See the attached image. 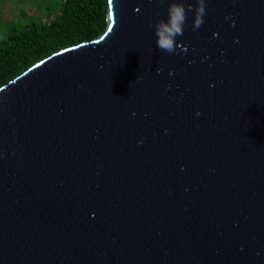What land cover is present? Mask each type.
<instances>
[{"label":"water","instance_id":"obj_1","mask_svg":"<svg viewBox=\"0 0 264 264\" xmlns=\"http://www.w3.org/2000/svg\"><path fill=\"white\" fill-rule=\"evenodd\" d=\"M108 1L0 88V264H264V0Z\"/></svg>","mask_w":264,"mask_h":264},{"label":"trees","instance_id":"obj_2","mask_svg":"<svg viewBox=\"0 0 264 264\" xmlns=\"http://www.w3.org/2000/svg\"><path fill=\"white\" fill-rule=\"evenodd\" d=\"M108 0H61L59 12L0 41V88L51 55L91 42L107 28Z\"/></svg>","mask_w":264,"mask_h":264},{"label":"clouds","instance_id":"obj_3","mask_svg":"<svg viewBox=\"0 0 264 264\" xmlns=\"http://www.w3.org/2000/svg\"><path fill=\"white\" fill-rule=\"evenodd\" d=\"M163 5L166 0H158ZM207 10V0H195V3H186L185 0H169L166 9L167 19L160 18L150 26L154 28L157 37V48L166 53H174L177 48L176 38L182 36L188 23V14H193L192 28L199 29L204 23ZM159 68L157 73H159Z\"/></svg>","mask_w":264,"mask_h":264},{"label":"rangeland","instance_id":"obj_4","mask_svg":"<svg viewBox=\"0 0 264 264\" xmlns=\"http://www.w3.org/2000/svg\"><path fill=\"white\" fill-rule=\"evenodd\" d=\"M60 8L61 0H0V41L26 25L44 23Z\"/></svg>","mask_w":264,"mask_h":264}]
</instances>
